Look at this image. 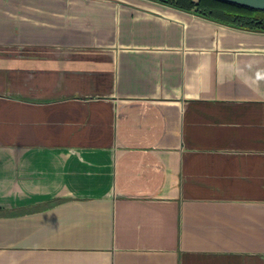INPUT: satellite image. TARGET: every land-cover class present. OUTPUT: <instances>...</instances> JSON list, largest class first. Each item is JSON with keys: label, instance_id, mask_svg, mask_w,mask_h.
<instances>
[{"label": "crops", "instance_id": "obj_1", "mask_svg": "<svg viewBox=\"0 0 264 264\" xmlns=\"http://www.w3.org/2000/svg\"><path fill=\"white\" fill-rule=\"evenodd\" d=\"M0 264H264V31L0 0Z\"/></svg>", "mask_w": 264, "mask_h": 264}, {"label": "trees", "instance_id": "obj_2", "mask_svg": "<svg viewBox=\"0 0 264 264\" xmlns=\"http://www.w3.org/2000/svg\"><path fill=\"white\" fill-rule=\"evenodd\" d=\"M215 21L239 28L264 31V10L223 0H160Z\"/></svg>", "mask_w": 264, "mask_h": 264}, {"label": "water", "instance_id": "obj_3", "mask_svg": "<svg viewBox=\"0 0 264 264\" xmlns=\"http://www.w3.org/2000/svg\"><path fill=\"white\" fill-rule=\"evenodd\" d=\"M254 9L264 10V0H223Z\"/></svg>", "mask_w": 264, "mask_h": 264}]
</instances>
